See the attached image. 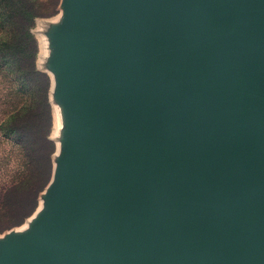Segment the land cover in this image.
Instances as JSON below:
<instances>
[{
  "label": "water",
  "instance_id": "obj_1",
  "mask_svg": "<svg viewBox=\"0 0 264 264\" xmlns=\"http://www.w3.org/2000/svg\"><path fill=\"white\" fill-rule=\"evenodd\" d=\"M60 9L53 175L0 264H264V0Z\"/></svg>",
  "mask_w": 264,
  "mask_h": 264
},
{
  "label": "trees",
  "instance_id": "obj_2",
  "mask_svg": "<svg viewBox=\"0 0 264 264\" xmlns=\"http://www.w3.org/2000/svg\"><path fill=\"white\" fill-rule=\"evenodd\" d=\"M46 2L0 0V144L10 148L6 157L15 156L24 166L0 185V232L36 210L53 175L52 78L39 67L34 32L37 19L48 14ZM33 178L37 185L27 188Z\"/></svg>",
  "mask_w": 264,
  "mask_h": 264
},
{
  "label": "rangeland",
  "instance_id": "obj_3",
  "mask_svg": "<svg viewBox=\"0 0 264 264\" xmlns=\"http://www.w3.org/2000/svg\"><path fill=\"white\" fill-rule=\"evenodd\" d=\"M44 1H47L45 9H46V12H48V14L37 19L36 27L34 30L39 40V44H40L38 64H39V67L41 68L44 66V61L48 54L47 39L44 34V30L46 26L48 25V23L51 21L57 20L61 13V9H60L61 0H44ZM53 112H54V129H53L52 138L55 139L56 141V137L59 132L61 121H60L59 110L55 105L53 106ZM56 146L58 149L57 142H56ZM7 153L11 154L10 148L0 144V185L10 182L13 179L16 172L22 171L24 169V166L17 160L15 156L12 158L6 157ZM37 181L38 179L36 178L31 179V181L27 185V188L37 185L36 184ZM37 203L38 205H37L36 210H34V212H32L29 216L23 219L21 223L14 225L13 227L7 228L3 230L2 232H0V235H2L3 233L7 232L10 229L24 228L28 224V221L30 220V218L35 214V212L41 206L42 201H41L40 196L37 199ZM12 217L15 218L14 215Z\"/></svg>",
  "mask_w": 264,
  "mask_h": 264
}]
</instances>
